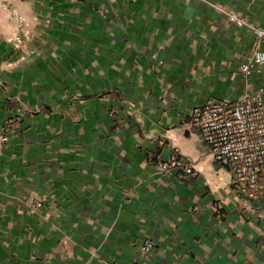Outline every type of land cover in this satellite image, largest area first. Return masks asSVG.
<instances>
[{
	"label": "crops",
	"instance_id": "crops-1",
	"mask_svg": "<svg viewBox=\"0 0 264 264\" xmlns=\"http://www.w3.org/2000/svg\"><path fill=\"white\" fill-rule=\"evenodd\" d=\"M227 14L264 30V0H0V264H264V172L235 182L190 123L264 101Z\"/></svg>",
	"mask_w": 264,
	"mask_h": 264
},
{
	"label": "built area",
	"instance_id": "built-area-1",
	"mask_svg": "<svg viewBox=\"0 0 264 264\" xmlns=\"http://www.w3.org/2000/svg\"><path fill=\"white\" fill-rule=\"evenodd\" d=\"M3 9L7 8L3 5ZM15 20V29L8 38L13 48H19L26 40L22 17L10 11ZM228 21L244 27L252 35L248 56L239 65L242 79L252 73L264 71V30L252 23L244 22L234 14H227ZM260 92H244L229 103L211 102L193 108L190 123L198 132L208 149L209 156L217 164L227 168L232 179L248 186H255L264 172V101ZM6 137L0 136V148ZM157 173L166 174L180 170L192 175L189 162L172 159L157 164ZM34 206L40 207L37 202ZM153 250L150 240L144 239L138 246L140 254Z\"/></svg>",
	"mask_w": 264,
	"mask_h": 264
}]
</instances>
